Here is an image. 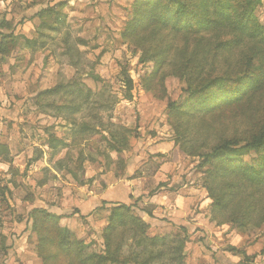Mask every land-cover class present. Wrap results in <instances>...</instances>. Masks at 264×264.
<instances>
[{
    "label": "rangeland",
    "instance_id": "rangeland-1",
    "mask_svg": "<svg viewBox=\"0 0 264 264\" xmlns=\"http://www.w3.org/2000/svg\"><path fill=\"white\" fill-rule=\"evenodd\" d=\"M54 1L9 0L0 12L6 52L0 55V92L6 94L1 117L9 114V128L16 124L14 135L30 139L27 148L37 157L43 154L39 147L50 157L53 142L65 143L54 150V158H47L51 170L29 175L12 170L2 176L0 232L11 234L4 224L14 217L8 184H19L38 207L41 202L44 210L62 208L46 211L75 220L59 226L72 227L84 257L104 256L106 264H135L149 255V264H264V187L245 184L221 159L200 166L202 157L224 141L243 145L264 133V79L256 89L242 90L239 99L215 102L205 112H191L187 102L189 89L216 77L223 79L217 86L220 94L240 90L238 77L264 71V51L244 45L214 52L208 59L209 48H216L208 44H226L233 36L221 28L201 35L203 39L169 30L151 34L145 15L134 20L136 0H62L45 25L31 24L35 13ZM237 1L240 5L243 0ZM253 16L264 27V0ZM159 42L171 45L172 51L163 52L157 67L153 53ZM195 48L201 51L197 66L207 56L203 73L193 65L185 70ZM57 86L63 88L58 95L37 97ZM72 106L76 113L67 108ZM162 143L167 145L155 148ZM259 158L249 153L238 159L243 167H253ZM205 188L226 203L213 220ZM102 201L136 203L153 218L136 209L126 213L139 226L130 220L125 226L116 224L104 240L113 208L96 209ZM174 207L183 214L184 225L165 220ZM34 228L31 222L26 228L32 234L27 261L80 264L81 256L76 254L75 260L73 254L57 252V239L40 249ZM0 235L1 254L6 236ZM153 237L159 240L155 246L147 242ZM231 247L237 255L228 252ZM52 254L53 259L48 257Z\"/></svg>",
    "mask_w": 264,
    "mask_h": 264
},
{
    "label": "trees",
    "instance_id": "trees-1",
    "mask_svg": "<svg viewBox=\"0 0 264 264\" xmlns=\"http://www.w3.org/2000/svg\"><path fill=\"white\" fill-rule=\"evenodd\" d=\"M60 4L57 6L59 7ZM260 4L261 0H243L240 5H238L237 0H136L134 4V14L136 13V17L134 20L137 22L145 15L144 18L146 24L151 26V34H154L156 31L169 30V33L174 35L191 34L194 37L203 39V34L212 33L213 31H217V29L221 28L226 33L233 36V38L226 44L218 43L217 46L208 44L211 47H216L215 49L209 48V59L214 52L229 50L230 48L237 46L241 48L244 45H249L254 51H258L260 49L264 51V27L258 25L253 16L254 9ZM54 8L55 6L49 7L36 14V16L41 19L40 25H45V18L54 14ZM156 35L157 33L155 36ZM2 37H0V55L6 53L1 43ZM162 39L164 40L165 37L163 36ZM165 43L159 42L154 48L153 55L155 59L157 58L155 62L157 67H160L162 61L164 60V58L160 56L164 55V53L172 51V46L168 43L167 46ZM181 49L182 48H179L177 50ZM183 52L182 57L184 59L186 51ZM200 52V50L196 51L195 48L191 56L186 60L187 65L185 70L192 67V65L193 67L197 66L195 60L198 59ZM254 56L258 57L260 55L259 53H255ZM207 63V56L203 57L200 66L196 67L197 70L203 73L204 70H207ZM213 68L214 66L212 64L211 70H213ZM176 72L177 77L182 75L181 68L176 69ZM263 79L264 71L258 74H247L245 77H238L237 80L241 82L240 90H233L230 92L224 91L220 94L219 92L221 89H218L217 86H221L223 79L216 77V79L208 81V83L202 87L189 89L187 102L191 107V112H205V110H209V107L215 106V102H225L228 98L239 99L242 94V90L256 89L262 85ZM62 89V87L57 86L53 89L40 92L37 97H52L54 95H58ZM131 90L132 82L131 80H128V91L131 92ZM74 92L75 91H71V94ZM67 108L72 109V113H76L78 110L73 106ZM63 109L64 108L59 110ZM64 145L65 143H62L61 141H58L57 143L53 142L52 145H50V149L54 151ZM249 153H256L260 155L258 163L253 167H243L238 158L241 154ZM262 153H264L263 132L252 136L251 139L243 145H239L233 141H224L221 146L215 148L210 153L202 157L204 160L200 166L205 167L209 165L211 159H221L226 163L224 164L227 165L229 169L233 170L234 175L245 182V184L253 187H264V155H262ZM205 189L208 193V198L212 200L210 208L212 213L211 220H213V217L220 216L221 207L226 205V203L222 198L214 195L210 189ZM107 207L113 208V210L111 211L109 218L107 219V225L103 230L104 240H106V238L113 232L116 224L125 226L127 220H130L136 227L139 226L137 220L129 217L126 213H130L136 209L138 212H143L146 217L153 218V215H151L150 212H145L144 209H141L139 206L137 207L136 203L134 205H128L127 203L122 202L113 203L102 201L101 207L96 209H106ZM28 217L35 227L34 233L39 239L40 249L47 248L50 243H53L55 239H57V252L63 253L65 256L73 254V259L75 260L76 254L81 256L80 264H106V258L104 256L84 257V255H82L81 250L76 248V245L79 243L75 239L74 233L69 229H62L59 226V222L63 217L50 214L41 208L32 209L29 212ZM140 220L142 223H145L144 220ZM165 220L168 223L170 222L167 219ZM41 223L42 225H40ZM177 228L184 232L186 231V228L183 226H179ZM160 240L163 241V239ZM157 241H159L157 237L147 239V242L151 244V246H155ZM203 244L204 242L201 246H205ZM79 246H81V244ZM106 247L109 249L110 244L108 245V243H106ZM228 252L233 255L238 254V250L233 247H231ZM241 255L243 258L247 259L245 253H241ZM48 257L53 259L55 258V254H52V256L48 255ZM42 258L47 259V256ZM152 258V255H149L146 261H138V263L149 264ZM43 264L46 263L44 262Z\"/></svg>",
    "mask_w": 264,
    "mask_h": 264
},
{
    "label": "crops",
    "instance_id": "crops-1",
    "mask_svg": "<svg viewBox=\"0 0 264 264\" xmlns=\"http://www.w3.org/2000/svg\"><path fill=\"white\" fill-rule=\"evenodd\" d=\"M62 2V0H56L53 3H50L48 7L43 9L55 6L54 9L58 11L57 5ZM43 9H41L40 11H42ZM40 11H37L35 14ZM31 15H33V13ZM37 22H41V19L38 16H35V18L31 21V24L36 25ZM5 96V93L3 94L2 92H0V110H2L4 106H6V103L3 100ZM8 106H10L9 103ZM1 116L3 115L0 114V174L2 176H6L10 174L12 170L13 172H17L18 170V172L20 173L24 171L29 175L32 174L33 171L39 170L41 172V170L44 168H48L51 170V167H49L50 162H47V158L49 157L47 152L43 151L42 147H39L43 154L40 157L35 156L33 154V151L27 148V145L32 146L31 140L17 138L14 135L16 124H12L11 128H9L8 124L11 122L9 114H7V116L5 117ZM165 145L167 144L162 143L159 146H155V148L158 149L159 147H163ZM51 152L52 153L50 154L51 156L49 158H54L56 153L54 154V151ZM8 188L9 191L12 193V196L8 197V201L9 204L13 207L14 217L11 221L4 222L5 225L8 224L12 228L11 234L8 233V231L6 230L0 232V234L6 236V248L0 254V264H35L32 261H27V259H25V256H27V254L29 255V252L27 251L29 247L28 238L32 235L31 231L26 229L27 226H30L31 222L29 220L28 214L34 208L45 209L44 206L46 205L41 202H38V204L40 205L38 207L37 204H34L30 200H28L26 196L23 195V190L21 186L19 187V184L18 186H15L9 183ZM48 208L57 210L58 212L62 209L59 207L57 208L52 206H48ZM48 208L46 210H49ZM173 209V213L169 215L171 217H166V219L170 222L173 221L174 224L184 225L182 221L183 214L177 211L175 207ZM51 212L56 216L60 215V213L58 212ZM162 212H164V210H162ZM63 221L71 222L75 220L73 218L67 219L65 217L60 220V224ZM65 228L73 230L71 226ZM13 233H16V235H14Z\"/></svg>",
    "mask_w": 264,
    "mask_h": 264
},
{
    "label": "built area",
    "instance_id": "built-area-1",
    "mask_svg": "<svg viewBox=\"0 0 264 264\" xmlns=\"http://www.w3.org/2000/svg\"><path fill=\"white\" fill-rule=\"evenodd\" d=\"M9 5V0H0V12L4 10ZM9 7V6H8ZM2 175L0 174V213L2 211V200H3V182Z\"/></svg>",
    "mask_w": 264,
    "mask_h": 264
}]
</instances>
